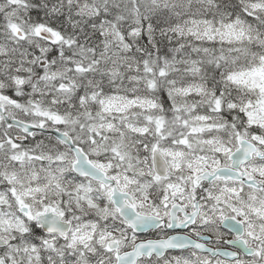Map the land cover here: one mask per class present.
<instances>
[{
	"label": "snow or ice",
	"instance_id": "1",
	"mask_svg": "<svg viewBox=\"0 0 264 264\" xmlns=\"http://www.w3.org/2000/svg\"><path fill=\"white\" fill-rule=\"evenodd\" d=\"M0 264H264V0H0Z\"/></svg>",
	"mask_w": 264,
	"mask_h": 264
}]
</instances>
